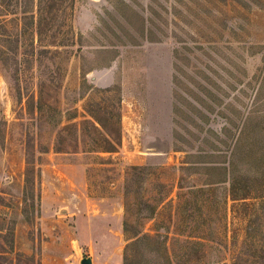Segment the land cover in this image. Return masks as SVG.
<instances>
[{
	"label": "rangeland",
	"instance_id": "374dc122",
	"mask_svg": "<svg viewBox=\"0 0 264 264\" xmlns=\"http://www.w3.org/2000/svg\"><path fill=\"white\" fill-rule=\"evenodd\" d=\"M90 254L264 264V0H0V264Z\"/></svg>",
	"mask_w": 264,
	"mask_h": 264
},
{
	"label": "crops",
	"instance_id": "0c3cea01",
	"mask_svg": "<svg viewBox=\"0 0 264 264\" xmlns=\"http://www.w3.org/2000/svg\"><path fill=\"white\" fill-rule=\"evenodd\" d=\"M89 220V223H112V217H110V215H108V213H100L99 215H94V216H90L88 218ZM117 223H120V220H121V216L120 214H118L117 218ZM107 252L108 253H113V252H116V250L119 252L121 250V247L120 246H116L115 243L112 241V239H110L108 242H107ZM95 251L99 254V246L98 244L95 246ZM92 258V261L93 263H103L102 260H98L96 259L93 255H88ZM83 258V257H82Z\"/></svg>",
	"mask_w": 264,
	"mask_h": 264
},
{
	"label": "water",
	"instance_id": "95a60500",
	"mask_svg": "<svg viewBox=\"0 0 264 264\" xmlns=\"http://www.w3.org/2000/svg\"><path fill=\"white\" fill-rule=\"evenodd\" d=\"M82 264H92V258L90 256H84L81 260Z\"/></svg>",
	"mask_w": 264,
	"mask_h": 264
},
{
	"label": "trees",
	"instance_id": "16d2710c",
	"mask_svg": "<svg viewBox=\"0 0 264 264\" xmlns=\"http://www.w3.org/2000/svg\"><path fill=\"white\" fill-rule=\"evenodd\" d=\"M110 144H111V149H108V150L112 151L114 148H116V144L113 141H111ZM125 264H127V263H125Z\"/></svg>",
	"mask_w": 264,
	"mask_h": 264
},
{
	"label": "built area",
	"instance_id": "2783aa9c",
	"mask_svg": "<svg viewBox=\"0 0 264 264\" xmlns=\"http://www.w3.org/2000/svg\"><path fill=\"white\" fill-rule=\"evenodd\" d=\"M92 264H95V263H92Z\"/></svg>",
	"mask_w": 264,
	"mask_h": 264
}]
</instances>
